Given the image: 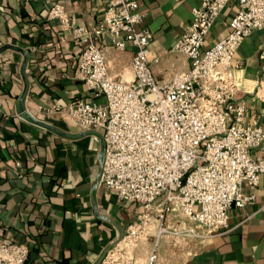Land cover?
<instances>
[{
	"label": "crops",
	"instance_id": "crops-1",
	"mask_svg": "<svg viewBox=\"0 0 264 264\" xmlns=\"http://www.w3.org/2000/svg\"><path fill=\"white\" fill-rule=\"evenodd\" d=\"M55 2L68 10L72 25L93 26L102 22L108 0H0V235L30 249L25 264H98L142 208L105 187L103 140L76 125L69 112L73 99L105 98H96L78 78L81 45L72 29L51 17ZM202 2L139 0L145 13L140 26L152 31L151 54L161 59L154 66L159 80L190 67L189 58L173 47ZM237 9L232 0L205 47L229 32L227 22ZM102 44L110 73L134 79L135 48L117 50L107 38ZM236 57L247 122L264 125L262 30L245 39ZM54 104L63 113L44 111ZM253 152L264 155V144ZM244 192H251L248 185ZM254 193L253 202L230 209L225 233L207 239L166 235L156 246L151 238L136 248L135 264H147L155 248L157 264H264V173Z\"/></svg>",
	"mask_w": 264,
	"mask_h": 264
},
{
	"label": "built area",
	"instance_id": "built-area-1",
	"mask_svg": "<svg viewBox=\"0 0 264 264\" xmlns=\"http://www.w3.org/2000/svg\"><path fill=\"white\" fill-rule=\"evenodd\" d=\"M231 1L203 0L193 9L173 47L189 58L190 67L168 81L155 75L161 59L151 54L152 31L140 26L145 13L139 0H108L102 22L93 26L72 25L59 2L49 9L81 45L78 78L96 98H105L73 99L69 105L74 123L103 140L100 179L121 201L142 208L101 264H135L136 248L151 238L156 246L166 235L207 239L225 233L230 209L256 199L264 155L253 151L264 144V125L247 122L249 108L235 73L245 39L255 30L264 34V0H237L229 32L205 47ZM104 38L117 50L135 48L134 79L110 73ZM44 111L63 113L57 104ZM29 254L22 243L0 235V264H25ZM158 257L155 248L146 263L157 264Z\"/></svg>",
	"mask_w": 264,
	"mask_h": 264
},
{
	"label": "water",
	"instance_id": "water-1",
	"mask_svg": "<svg viewBox=\"0 0 264 264\" xmlns=\"http://www.w3.org/2000/svg\"><path fill=\"white\" fill-rule=\"evenodd\" d=\"M9 47H12V46H9ZM27 61H28V57L26 56L25 66H26V64H27ZM104 155H105V150H104ZM123 237H124V233L121 235V237H120L119 240H121ZM119 240H118V241H119ZM116 242H117V241H116ZM109 249H110V248H109ZM106 254H107V253H106ZM106 254H105V255H106ZM105 255L101 258V260H100V262H99L98 264H100V263L102 262V260L104 259Z\"/></svg>",
	"mask_w": 264,
	"mask_h": 264
},
{
	"label": "trees",
	"instance_id": "trees-1",
	"mask_svg": "<svg viewBox=\"0 0 264 264\" xmlns=\"http://www.w3.org/2000/svg\"><path fill=\"white\" fill-rule=\"evenodd\" d=\"M29 258V257H28Z\"/></svg>",
	"mask_w": 264,
	"mask_h": 264
}]
</instances>
